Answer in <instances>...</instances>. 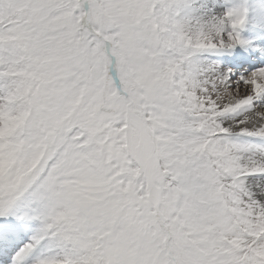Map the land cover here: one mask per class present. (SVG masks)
I'll return each instance as SVG.
<instances>
[{
  "label": "snow or ice",
  "instance_id": "6c2138e0",
  "mask_svg": "<svg viewBox=\"0 0 264 264\" xmlns=\"http://www.w3.org/2000/svg\"><path fill=\"white\" fill-rule=\"evenodd\" d=\"M0 264H264V0H0Z\"/></svg>",
  "mask_w": 264,
  "mask_h": 264
}]
</instances>
